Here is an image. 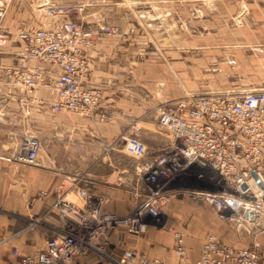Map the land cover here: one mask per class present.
Listing matches in <instances>:
<instances>
[{
	"label": "crops",
	"instance_id": "0c3cea01",
	"mask_svg": "<svg viewBox=\"0 0 264 264\" xmlns=\"http://www.w3.org/2000/svg\"><path fill=\"white\" fill-rule=\"evenodd\" d=\"M42 2L82 6L84 25L106 29L85 53L91 70L87 85L103 90L106 97L91 117L52 113V87L30 95L43 100L39 105L25 102L21 88H10L5 71L12 66L38 68L56 80V69L27 61L21 50H9L18 29H49L69 20L49 19ZM237 18L243 27L234 24ZM3 28L11 42L0 58V264H20L21 255L45 248L46 241L63 225L53 209L60 195L75 201L77 194L85 191L91 202L101 200L105 211L128 215L129 209L119 197L121 190L115 189L126 187L128 167L113 170L117 161L111 150L128 131L146 145L145 158L135 160L132 166L131 190L141 175L140 167L168 144L157 123L163 105L192 93L264 91V80L255 72L264 70V0H13ZM218 70L230 71L233 84L234 75L239 80L242 71L248 76V85L220 88ZM258 85L261 88H255ZM136 124L142 129H129ZM37 125L41 138L50 136L54 141L44 147L41 140L48 166L33 170L13 156L22 135ZM114 177L119 181L112 185ZM41 192L47 195L38 198ZM186 200L179 198L165 207L161 224L150 227L142 237L124 231L109 234L108 254L136 249L176 264L172 251L175 233L182 235L190 262L199 258L210 236L237 249L258 246L264 250L263 238L248 237L255 233V225L263 226V204L255 211L256 219L238 226L221 219L206 204L188 200L192 206H180ZM15 212H21L22 218L9 219L8 214ZM34 215L42 217L40 227L16 234V229ZM77 262L97 264L98 259L88 254L79 256Z\"/></svg>",
	"mask_w": 264,
	"mask_h": 264
},
{
	"label": "built area",
	"instance_id": "2783aa9c",
	"mask_svg": "<svg viewBox=\"0 0 264 264\" xmlns=\"http://www.w3.org/2000/svg\"><path fill=\"white\" fill-rule=\"evenodd\" d=\"M12 1L0 0V58L11 42L3 20ZM42 7L51 20H69L49 29H18L16 43L27 61L56 69V80L53 82L51 74L38 68L12 66L5 71L10 88H21L25 102L39 105L43 100L30 95L52 87V113L91 117L106 97L103 90L87 85L91 70L85 53L103 29L82 23V6ZM234 24L243 27L238 18ZM157 123L169 141L160 154L140 167L141 175L130 191L133 212L120 216L105 211L103 202H91L85 191H80L75 201L60 195L53 209L62 227L46 241L42 251L21 255L20 264H79L77 258L88 254L97 256V264H170L136 249L108 254L107 236L124 231L142 237L150 227L159 226L164 208L179 198L206 204L221 219L238 226L252 221L244 214H255L256 205L263 201L253 193L249 182L252 172L262 175L264 165V91L188 94L163 105ZM123 140L126 155L136 161L145 158L143 142ZM13 158L31 168L45 167L41 139L22 136ZM46 195L41 192L38 198ZM173 240L176 264H264L261 252L237 249L213 236L203 243L199 258L190 262L182 235L175 233Z\"/></svg>",
	"mask_w": 264,
	"mask_h": 264
},
{
	"label": "rangeland",
	"instance_id": "374dc122",
	"mask_svg": "<svg viewBox=\"0 0 264 264\" xmlns=\"http://www.w3.org/2000/svg\"><path fill=\"white\" fill-rule=\"evenodd\" d=\"M103 30H106V29H103ZM156 45H157V43H156ZM19 46H20L19 43L15 42V43L11 44V48L9 50H15V51L18 50L19 51L20 50ZM255 72L257 73V75L261 74L260 78L264 80V70H258V71H255ZM216 73H217V75H219V78H218L219 81H221V85H218V86L220 88H224V87L225 88L226 87H230L231 88V85L233 83H230L231 82L230 79L232 78L233 74H231L230 71H226V70H218V71H216ZM262 75H263V77H262ZM237 76L238 75H234L235 79L233 80V82H234V84L232 85L233 87L237 86L239 88L240 87L244 88L243 86H247L248 85V82H249L248 81V76L245 75V73H242V71L240 72L239 80H237ZM236 82L238 83L237 85H236ZM228 83H230V84H228ZM251 88H253V87H251ZM255 88H261V87H259V85H258V87H255ZM192 94H194V93H192ZM38 127H39V125L35 126V128H33L31 132L24 133V135H35V136L39 137L42 140L44 147L51 145V141H54L52 139V137L49 136L48 139L46 140L45 135H44V138H41L40 129ZM135 128H137L135 131H138V129H142V126H140V125H137V126L131 125L129 129H131L133 131V129H135ZM128 132H125L121 136H119L118 140L113 144V147H112V150H111V157L115 161H117L116 165L112 167L113 170L118 171L119 167H122V166H127L128 167L127 171L125 172V174H126L125 178L127 179V182H126V187L127 188L124 187V186L123 187L121 186L120 188H115V189L121 190V192L119 193V197H121L122 201L124 202L126 207L129 209V214H130L131 212H133V208H132V206L130 204V191H131L130 188L132 186L131 184H132V181H133V178H134L132 166L134 167V165H136L137 162L134 159H132L130 156L126 155V153L124 152L125 140H123V139L124 138H128V139L129 138H134V139H138L139 140V138L136 135H132V134H130ZM24 135H22V136H24ZM47 166H48V163L46 162V167ZM124 171H125V169H124ZM262 173H263V177H264V165H263V168H262ZM118 181H119L118 178L114 177L110 181V183L112 185H114V184L118 183ZM128 197H129V199H128ZM190 202L187 199L186 202L180 203V206H186V207L192 206L193 204H191ZM262 204H264V201H263ZM199 205H202V204H199ZM121 216H123V215H121ZM125 216H127V215H125ZM8 218L9 219L22 218V213L21 212L10 213V214H8ZM261 221H262L263 224L261 223ZM261 221H260V223L263 226H257L258 224L257 225L254 224L255 226L252 228V231L255 229L254 230L255 233L254 234H252V233L248 234L249 239L253 240V237L257 238V240L262 239V238L264 239V219L261 220ZM24 222L25 223H22V226L19 229H16V234H18L19 232H21L23 230L31 228V227H35V226L40 227V225L42 224V217H40L38 215L37 216L34 215L32 217H28V221H24ZM160 224H161V222H160ZM250 249H255V250L261 252L262 254H264V250L262 251V249L260 247H258V246H256V247L253 246Z\"/></svg>",
	"mask_w": 264,
	"mask_h": 264
},
{
	"label": "water",
	"instance_id": "95a60500",
	"mask_svg": "<svg viewBox=\"0 0 264 264\" xmlns=\"http://www.w3.org/2000/svg\"><path fill=\"white\" fill-rule=\"evenodd\" d=\"M249 186L254 194L258 195L260 198L264 200V181L262 180V177L259 174L252 172V179L249 182ZM244 217L249 218L250 220H254L257 218V214L249 215V213L246 212L244 214Z\"/></svg>",
	"mask_w": 264,
	"mask_h": 264
},
{
	"label": "bare ground",
	"instance_id": "6f19581e",
	"mask_svg": "<svg viewBox=\"0 0 264 264\" xmlns=\"http://www.w3.org/2000/svg\"><path fill=\"white\" fill-rule=\"evenodd\" d=\"M43 3V2H42ZM44 4H46V2H44L43 3V5ZM256 195V194H255ZM258 196V195H257ZM258 198H259V196H258ZM264 201V200H263ZM263 201H262V203H263ZM259 203H261V200L259 201ZM262 203L261 204H258V205H256V209H258V208H260L261 207V205H262ZM264 205V204H263ZM258 216V215H257Z\"/></svg>",
	"mask_w": 264,
	"mask_h": 264
}]
</instances>
